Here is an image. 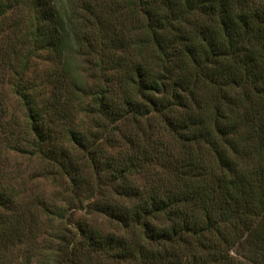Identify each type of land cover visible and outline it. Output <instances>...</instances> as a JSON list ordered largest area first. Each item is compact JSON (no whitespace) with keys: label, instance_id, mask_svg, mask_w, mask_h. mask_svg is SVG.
Masks as SVG:
<instances>
[{"label":"trees","instance_id":"obj_1","mask_svg":"<svg viewBox=\"0 0 264 264\" xmlns=\"http://www.w3.org/2000/svg\"><path fill=\"white\" fill-rule=\"evenodd\" d=\"M17 5L31 12L24 38L63 68L40 98L24 83V38L7 34L0 74L19 58L27 139L0 127L12 149L27 141L30 157L66 176L67 193L106 199L96 210L121 233L80 224L45 246L54 263L264 264V0H0V17ZM86 51L102 64L92 86L69 70ZM79 111L89 125H68ZM0 206L1 244L34 235L35 216L2 183Z\"/></svg>","mask_w":264,"mask_h":264},{"label":"rangeland","instance_id":"obj_2","mask_svg":"<svg viewBox=\"0 0 264 264\" xmlns=\"http://www.w3.org/2000/svg\"><path fill=\"white\" fill-rule=\"evenodd\" d=\"M86 1L88 0H83V3ZM93 6H95L97 13L103 10L98 3ZM79 13L80 15H88L82 9ZM117 13L120 14L119 11ZM110 14L105 15L108 17ZM6 15L8 16L0 17V22L4 24L0 28V54L7 34L13 38H19L21 34L24 38L26 33L31 31L28 24L31 12L28 6L17 5L14 10L6 13ZM101 16L103 17L102 14ZM31 42V37L27 36L20 44L22 45L20 52L29 55V69L26 72L24 83L28 80L33 81L39 89L40 98H43L44 93L51 90L57 80L56 78L62 73L63 59L47 49L34 48ZM18 62L19 58L14 56L13 67L7 69L5 74H0V123L8 122L6 127L14 128L15 132H19L20 136L26 140L27 136L24 134L28 129V124L24 118L25 108L14 92L16 78L14 66L18 67ZM96 62L95 55L86 51L81 55H75L69 70L72 71L71 74H76L82 78L87 86H92L95 84L93 76H97V74L101 76L102 64L98 65ZM75 115L74 119L66 120L68 125L72 124V126L79 128H82L80 123L89 125V120L82 112H75ZM5 133L8 132L0 127V183L12 194L16 209L29 208L32 215L35 216L36 225L34 235L29 239L27 238L24 243L12 246L9 243L5 245L6 240H3L5 243L2 242V244L0 242L1 264H24L30 257L32 264H55L57 253L51 254L50 249L45 246L47 245L49 248L51 245L59 247L63 237L67 236L71 239L77 234L76 229L80 224L89 228L96 227L104 235L110 233L119 235L120 231L112 227L108 218L96 210L98 205L105 204L106 199H103L102 204H99L101 202L98 203L97 200L100 197L92 198L93 196L91 197L89 192L79 190L74 193H67L65 185L68 183V178L66 176H62L60 172L47 170L40 158L30 157L29 151L32 150L27 141L22 143L23 152L12 149L14 141ZM76 153L77 150L75 155ZM77 155L79 163L84 165L83 155L81 153ZM40 204L50 206V210L60 206L66 214L64 218L53 220L39 208ZM7 213L8 211L0 206V225L4 223L3 218Z\"/></svg>","mask_w":264,"mask_h":264}]
</instances>
